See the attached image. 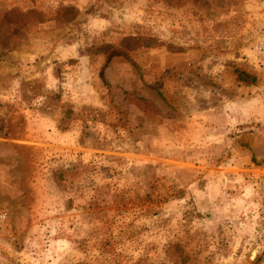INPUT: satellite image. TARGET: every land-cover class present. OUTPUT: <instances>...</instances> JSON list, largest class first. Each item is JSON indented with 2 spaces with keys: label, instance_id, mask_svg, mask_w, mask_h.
Returning a JSON list of instances; mask_svg holds the SVG:
<instances>
[{
  "label": "rangeland",
  "instance_id": "374dc122",
  "mask_svg": "<svg viewBox=\"0 0 264 264\" xmlns=\"http://www.w3.org/2000/svg\"><path fill=\"white\" fill-rule=\"evenodd\" d=\"M257 109L264 0H0V264H264Z\"/></svg>",
  "mask_w": 264,
  "mask_h": 264
},
{
  "label": "trees",
  "instance_id": "16d2710c",
  "mask_svg": "<svg viewBox=\"0 0 264 264\" xmlns=\"http://www.w3.org/2000/svg\"><path fill=\"white\" fill-rule=\"evenodd\" d=\"M70 10H67V12ZM124 43L121 47L117 48L113 44H103L98 47H95L91 53L93 54H104L106 55V63H108L114 57H124L130 60L129 51H135L138 48H157L162 45L153 40H145L141 44L140 38L138 37H127L124 39ZM236 81L242 83L244 86L255 85L257 82V78L251 74H248L244 71L235 69Z\"/></svg>",
  "mask_w": 264,
  "mask_h": 264
},
{
  "label": "crops",
  "instance_id": "0c3cea01",
  "mask_svg": "<svg viewBox=\"0 0 264 264\" xmlns=\"http://www.w3.org/2000/svg\"><path fill=\"white\" fill-rule=\"evenodd\" d=\"M254 111V112H253ZM252 112L254 114H252L253 116L255 117H258L259 115H264V110H252ZM249 113H251V111H249ZM249 131V129H248ZM258 133V132H257ZM257 133H252L249 131V134L248 136H246V141L248 143V147H249V150L250 152L255 155V157H259V158H264V149L260 150L261 148H258L259 146H263L264 145V141L262 140H259L258 139V135ZM249 139V140H248ZM243 169L245 170H249L250 169V166L247 165V163H245V165H243Z\"/></svg>",
  "mask_w": 264,
  "mask_h": 264
}]
</instances>
